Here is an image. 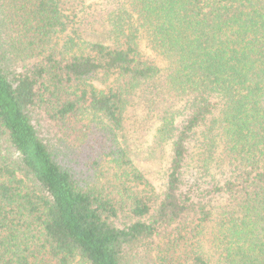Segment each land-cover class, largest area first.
Wrapping results in <instances>:
<instances>
[{
  "label": "trees",
  "instance_id": "trees-1",
  "mask_svg": "<svg viewBox=\"0 0 264 264\" xmlns=\"http://www.w3.org/2000/svg\"><path fill=\"white\" fill-rule=\"evenodd\" d=\"M82 2L0 0V264H264V0Z\"/></svg>",
  "mask_w": 264,
  "mask_h": 264
},
{
  "label": "rangeland",
  "instance_id": "rangeland-1",
  "mask_svg": "<svg viewBox=\"0 0 264 264\" xmlns=\"http://www.w3.org/2000/svg\"><path fill=\"white\" fill-rule=\"evenodd\" d=\"M90 0H84L83 4H77L73 7V11L79 10L82 14L85 10V6L88 5ZM80 14V15H81ZM82 38H87L90 41H96L95 39L99 36L90 37L89 31H85L84 27L81 26L79 32ZM98 32H100L98 30ZM140 52L144 59L154 61L158 66H162L159 59L155 57L153 52L146 45L143 40L140 41ZM112 80L106 83L96 82L95 85L99 89L106 88L111 84ZM183 116L179 117L177 121H180ZM158 122L152 113H149L143 106L142 101L139 98H135L132 106L128 108L125 114L124 126L129 139L133 145V148L137 151L138 157L142 159L138 165L143 171L145 176L149 179L150 184L155 188V190L160 193L164 189L166 175L168 171L169 161H170V144L165 143L162 147H153L154 135L156 133V128L158 127ZM192 151V159L190 163V171L194 173L191 165L196 163V154L198 152V147H195Z\"/></svg>",
  "mask_w": 264,
  "mask_h": 264
}]
</instances>
